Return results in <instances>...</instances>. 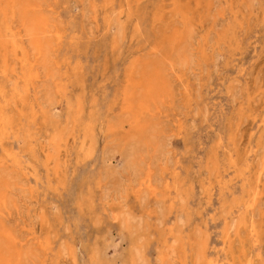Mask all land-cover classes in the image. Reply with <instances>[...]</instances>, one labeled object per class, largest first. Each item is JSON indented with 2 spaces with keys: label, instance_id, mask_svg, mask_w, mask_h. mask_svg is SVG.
Returning a JSON list of instances; mask_svg holds the SVG:
<instances>
[{
  "label": "bare ground",
  "instance_id": "1",
  "mask_svg": "<svg viewBox=\"0 0 264 264\" xmlns=\"http://www.w3.org/2000/svg\"><path fill=\"white\" fill-rule=\"evenodd\" d=\"M72 1L79 8L76 13L71 12ZM250 2L236 0V6L230 2L229 13L238 18ZM152 7L154 11L148 17L151 21H146ZM212 7V0H89L91 20L98 35L108 40L113 53H120L116 22L123 29L133 24V31L138 34L148 32V45L138 47L132 54L121 90L119 84L120 91L112 98L117 113L130 115L125 123L128 128L124 129L123 122L107 125L109 133L124 131L128 144L134 139L131 147L147 143L149 117L162 114L155 104L165 100L169 92L166 72L185 79L186 69L181 64L187 58L192 27L202 24ZM254 11H250L253 17ZM85 12V0H0V264H110L100 260L104 250L94 251L85 246L80 262L81 247H76L75 241L64 243L60 239L48 211L28 207L26 217H21L17 201L20 192L28 191L33 202L42 191L57 190L64 183L61 158L69 157L70 142L76 148L77 162L92 154L95 131L102 122L98 117L106 105L93 95L88 105L87 97L73 90L82 73L84 48L93 41L83 25ZM239 24L242 27L241 21ZM147 25L149 28L145 29ZM205 48L206 38L194 49L210 61ZM239 74L243 75L244 70L239 69ZM258 97L262 103L255 106ZM56 105L62 111L60 120ZM237 116L239 120L233 129L231 119L224 123L228 138L219 136L209 146L202 142L198 152L201 156L196 173L207 174L201 182L206 193L203 210L218 201L204 225L207 229L209 223L221 224L218 244L212 242L210 231L199 240L194 230L170 222L164 229L146 224L148 232L142 230L144 223L141 226L139 218L120 216V232L127 242L120 253V264H175L176 260L178 264H264V209L259 212L260 219H254L255 211L264 204V82L247 94ZM245 119L252 126L248 145L240 148L238 134ZM176 128L177 135L185 127L177 120ZM133 154L130 146L123 150L125 157ZM153 176L148 168L138 183L129 187L135 201L139 203L147 193L153 202L161 197L167 203V211L183 207L178 217L189 213L190 208L179 203L186 192L184 181L171 185L165 178L158 187ZM96 185L101 189L100 180ZM170 189L173 194L168 193ZM188 189L187 194L193 192L194 185L190 183ZM188 199L191 203L190 195ZM198 214L202 216V211ZM187 217L188 221L191 215ZM235 218L236 231L232 233ZM240 228L245 229L255 256L243 253L236 262L231 244L240 235ZM152 241H156L153 258L148 253Z\"/></svg>",
  "mask_w": 264,
  "mask_h": 264
},
{
  "label": "rangeland",
  "instance_id": "2",
  "mask_svg": "<svg viewBox=\"0 0 264 264\" xmlns=\"http://www.w3.org/2000/svg\"><path fill=\"white\" fill-rule=\"evenodd\" d=\"M212 2L213 7L208 18L202 24L195 23L192 27L187 42V58L181 64L186 69L185 79L182 81L175 74L166 72L168 95L165 100L155 104L162 114L155 117L150 115V131H146L145 140L147 143L140 142L131 147L134 139L129 140L128 144L127 133L122 130L109 133L107 125L123 122L124 129L128 128L125 123L130 115L117 113L112 98L121 90L124 71L132 54L138 51V47L148 45V32L138 34L133 31V24H130L128 29H123L121 24L116 22L114 30L119 31L120 53H113L108 40L98 35V29L91 20L89 0H85L83 25L93 41L84 48L86 55L83 58L82 73L73 90L82 92L84 97H87L88 105L91 104L89 98L93 96L106 105L98 117L102 122L95 131V145L90 157L77 162L76 148L70 142L69 157L61 158V173L65 174L64 183L57 190L42 191L36 199H32L33 202L29 199L28 191L20 192L17 197L19 216L26 217L28 207H40L48 211L64 243L75 241L76 247H81V251L82 246L94 251L104 250L102 256L99 255L100 260H108L110 264H120V253L127 247L125 234L120 232V216L139 218L141 226L144 223L142 230H146L145 225L149 223H153L155 228L157 226L156 229L167 228L171 223L185 229L188 227L190 231H195L194 234L199 240L210 231L212 242L218 244L221 224L209 223L207 229L204 225L214 213L213 208L217 207L218 201L206 205L203 210V198L206 193L201 187V182H204L207 174L196 173L199 165L197 159L201 156L198 152L202 142L209 146L213 145L219 136L228 138L229 132L224 123L231 119L232 129L236 126L239 120L237 111L241 103L245 101L248 93L257 90L264 82V0H251L248 6L242 8V14L236 17V20L229 13L228 5L233 2L236 6V0ZM70 6L71 12L79 11L73 1ZM251 10H255V17L250 15ZM153 11L154 8H150L146 21ZM221 12L226 15L221 17ZM148 19L151 21V18ZM230 26L235 27L234 30ZM148 28L147 25L145 29ZM204 38L205 54L211 57L210 61H205L194 49ZM239 69L244 70L243 75L239 74ZM230 86L231 89L228 88ZM188 91L189 96L186 95ZM261 103L262 99L258 97L254 105ZM55 113L58 120L62 119V111L57 105ZM177 120L181 121L185 128L176 135ZM245 120L247 121L243 123L238 134L242 142L240 148L249 143L252 123L248 119ZM209 125H212V128ZM129 146L134 149V154L125 157L123 150ZM148 168L153 171L154 182L158 187L162 186L165 178L171 185L179 180L184 181L182 186L186 192L182 194V201L179 203L184 208L189 207V213H182L178 217L177 214L183 211V207L167 211V203L161 197L153 202L147 193H144L139 203L135 201L133 195L129 194V187L138 183ZM41 174H44L43 171ZM17 179L22 177L18 176ZM99 180L101 189L96 185ZM190 183L194 185V190L187 194ZM17 192L18 190L15 191L16 196ZM168 193L174 192L170 189ZM262 209L264 204L259 205L254 219H260L259 212ZM199 211H202V216H199ZM168 212L170 217L167 218ZM189 214L191 217L187 221ZM226 215L227 213H224V216ZM236 224L235 218L231 227L232 233L236 231ZM146 231L150 232L149 228ZM239 234L231 244L232 256L236 262L243 253L255 256V250L245 236V229L240 228ZM151 238H154V234ZM155 243L156 241H152L148 249L151 258L155 255ZM83 253L85 251L78 252L81 255L80 262ZM175 264H178L177 260Z\"/></svg>",
  "mask_w": 264,
  "mask_h": 264
}]
</instances>
